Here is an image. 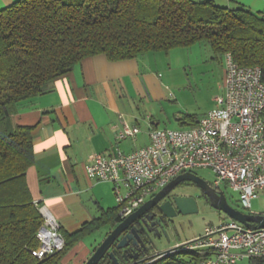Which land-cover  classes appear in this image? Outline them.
I'll list each match as a JSON object with an SVG mask.
<instances>
[{
    "label": "trees",
    "instance_id": "trees-1",
    "mask_svg": "<svg viewBox=\"0 0 264 264\" xmlns=\"http://www.w3.org/2000/svg\"><path fill=\"white\" fill-rule=\"evenodd\" d=\"M201 41L215 53H231L240 65L259 66L264 81V13L246 6L212 0H16L0 9V264H58L84 236L105 226L111 230L121 219L119 207L109 209L74 232L61 229L62 251L43 259L33 254L43 216L27 180L35 159L32 126L12 122L19 104L49 90L86 57L104 53L120 60ZM199 120L179 118L181 128ZM181 248L177 252L187 258L173 259L176 264L207 257ZM250 261L264 264V257ZM98 264L116 263L107 254Z\"/></svg>",
    "mask_w": 264,
    "mask_h": 264
},
{
    "label": "crops",
    "instance_id": "crops-1",
    "mask_svg": "<svg viewBox=\"0 0 264 264\" xmlns=\"http://www.w3.org/2000/svg\"><path fill=\"white\" fill-rule=\"evenodd\" d=\"M15 1L0 0V9ZM212 1L264 13V0ZM146 61L144 54L120 60H111L104 53L86 57L57 78L49 90L22 101L12 117L14 124L32 126L35 159L27 173L28 184L34 200L51 210L63 231L74 232L105 211L118 208L113 184L87 176L88 156L116 143L126 152L145 146L150 142L149 131L162 128L157 109L164 107L169 96L160 74ZM123 121L141 130L135 139L117 142ZM230 219L226 216L219 224ZM103 230L105 238L109 226L94 233ZM94 233L79 240L59 263L85 264L101 242L86 241Z\"/></svg>",
    "mask_w": 264,
    "mask_h": 264
},
{
    "label": "built area",
    "instance_id": "built-area-1",
    "mask_svg": "<svg viewBox=\"0 0 264 264\" xmlns=\"http://www.w3.org/2000/svg\"><path fill=\"white\" fill-rule=\"evenodd\" d=\"M223 93L215 106L188 128H153L150 142L129 152L118 143L88 156L87 176L113 184L122 217L127 216L165 187L178 174L209 167L211 183L239 193L246 208L264 197V81L259 66L240 65L225 55ZM141 128L123 121L117 142L135 139ZM43 216L33 254L43 259L65 247L61 226L51 210L35 201ZM184 249L206 255L199 264H238L264 257V227L251 228L230 219L207 228L203 236L186 242Z\"/></svg>",
    "mask_w": 264,
    "mask_h": 264
},
{
    "label": "rangeland",
    "instance_id": "rangeland-1",
    "mask_svg": "<svg viewBox=\"0 0 264 264\" xmlns=\"http://www.w3.org/2000/svg\"><path fill=\"white\" fill-rule=\"evenodd\" d=\"M147 66L160 74L169 100L161 112L162 128H181L177 117L190 115L194 119L201 118L215 106V98L222 94L225 77V56L215 53L209 42L201 41L190 47H175L169 50L145 53ZM166 126V127H165ZM138 146V145H137ZM200 177L212 183L214 172L209 167L194 169ZM229 201L247 213H263L264 197L252 200V207L246 208L240 201L239 193L231 187L223 185ZM177 193H190L197 197L198 211L174 216L175 226L150 236L147 264H176L173 259H186L187 254L177 252L182 250L186 242L195 236H203L211 225H219L226 217L225 213L214 208L203 196L202 190L191 184H182L175 189ZM102 234L97 232L86 237V241L94 239L102 241ZM191 238V239H190ZM171 252L160 255L163 251ZM169 255V256H167ZM64 264V263H59ZM238 264H251L249 258L238 261Z\"/></svg>",
    "mask_w": 264,
    "mask_h": 264
},
{
    "label": "water",
    "instance_id": "water-1",
    "mask_svg": "<svg viewBox=\"0 0 264 264\" xmlns=\"http://www.w3.org/2000/svg\"><path fill=\"white\" fill-rule=\"evenodd\" d=\"M182 181H192L198 184V186L203 190L209 203L217 210L225 213L227 217L234 219L247 227H264V212L257 214L244 212L243 210L235 207L229 201L224 189L214 187L211 183L200 177L194 171H185L178 174L165 187L161 188L154 196L150 197L131 214L122 217V213H120L121 219L118 224L108 232L85 264H98L107 254L114 259L116 264H123V261L128 262L126 264H138L144 262L146 259H140V251L131 252L130 256L127 253L131 240H133V244L136 245L137 243H141L147 250H149L147 243L144 241V238L140 233V230H144L140 224L142 222L141 217ZM173 201L174 205L171 204L170 201H166L161 206L167 217L171 218L178 214L175 211V208H177L181 214L198 211L197 199L194 196L176 195L173 198ZM139 219L141 222L137 224ZM158 221L160 223V227L155 230V234L165 231L166 229L161 222V219H158ZM146 237L147 239L150 238L147 233ZM121 249L123 250V255L119 257L117 252ZM169 252H171V250H166L160 253V255H164ZM130 259H134L135 261L130 262Z\"/></svg>",
    "mask_w": 264,
    "mask_h": 264
},
{
    "label": "flooded vegetation",
    "instance_id": "flooded-vegetation-1",
    "mask_svg": "<svg viewBox=\"0 0 264 264\" xmlns=\"http://www.w3.org/2000/svg\"><path fill=\"white\" fill-rule=\"evenodd\" d=\"M188 183L191 184V185L197 186L198 188H200L198 186V184H196V183H194L192 181H182V182H180L175 188H173V190H171L168 194H166L165 197H163L158 203H156L147 213H145L144 215H142V217H141L142 222H141L140 219L137 221V224H139L141 222L140 224L144 228V230H140V233H141L142 237L144 238V241L147 243V246H148V243H149V239H147L146 233L149 236H152V235L155 234V230L160 227L159 226L160 223H159L158 219H161V222L163 223V225H164L165 228H170L172 226H175L174 217H171L170 218V217H167L164 214V212H163V210L161 208L162 204L165 203L166 201H170V203L174 205L173 198L176 195H185V196H194V197H196L195 195L190 194V193H177V192H175V189L178 186H180L182 184H188ZM202 196L207 200V198H206L203 190H202ZM196 199H197V197H196ZM175 211L178 214H180L179 211L177 210V208H175ZM148 230H149V232H148ZM122 251L123 250L121 249V250H119L117 252V255L119 257H121L123 255L122 254ZM136 251H140V253H141L140 254V259L141 258H145L146 259L145 261H148V259H147L148 257L147 256H148V254H149L150 251L147 250L141 243H137L136 245L133 244V240H131L130 241V246L128 248V252L127 253L130 256L131 255V252H136ZM133 261H135V260L134 259H130V262H133ZM126 263H128V262L123 261V264H126Z\"/></svg>",
    "mask_w": 264,
    "mask_h": 264
}]
</instances>
